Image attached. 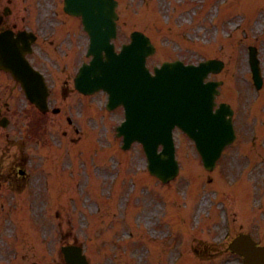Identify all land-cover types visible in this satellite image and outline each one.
Here are the masks:
<instances>
[{
	"label": "rangeland",
	"instance_id": "rangeland-1",
	"mask_svg": "<svg viewBox=\"0 0 264 264\" xmlns=\"http://www.w3.org/2000/svg\"><path fill=\"white\" fill-rule=\"evenodd\" d=\"M40 2L48 8L49 17L50 12L58 6V0H40ZM25 4L24 0H13L12 19L18 20L19 26H23L27 22L22 21V16L25 15L32 28H39L40 24L33 20L34 16L25 12ZM261 4L262 2H257V0H119L120 40H126L129 30L133 28L148 32L158 46L157 52L149 59V63H156L163 58L173 56L186 62H195L204 57H217L223 60L222 69L209 77L223 80L218 99L229 101L235 107L234 120L237 137L231 145L224 149L214 170L206 171L202 167L205 176L196 181L195 189L183 178L186 175L184 164L188 159L201 164L192 142L178 132L176 144L180 154L179 158L184 163L181 164L184 168L183 174L171 184L164 185L143 170L145 159L140 146L134 145L126 151L119 149L120 140L115 136L113 124L121 118L120 109L113 112L106 111L103 108L104 94L97 93L93 98L98 105L96 122L98 130L95 132V137L96 143L106 149L105 153H109L104 160L106 165H101V159L99 161L96 159L98 163L92 167L94 172L91 171L92 169L89 170L90 182L86 181V173L80 167L81 183L82 179H85L86 184L90 183V187L80 184L75 188L76 192L80 191V198L68 197L65 200V207L60 208L53 206L58 200L57 197H53L49 199L48 211L40 210L38 205L40 200L44 199V190L48 188L51 194L48 181L51 182L53 178L51 174L48 175L41 170L47 158L46 153L40 156L41 149L46 150L44 142L42 144L30 140L31 143L25 146L27 151L33 155L27 166L31 188L27 190L26 199L32 207L30 220L35 221L34 217H41L43 213L48 217L45 225L38 221L34 223V226L40 227L39 232L42 235L40 239L42 243L44 241V245L32 246L31 250L26 253L23 252L24 249H20L19 245H17L18 251L11 246L8 253L0 255L1 263L55 264L57 258L59 259L60 245L72 241L75 235H79L78 229L86 222L84 214L87 215L88 207L95 210V204L101 205V211H103L106 205H111V200L104 198L94 201L99 192L98 182L102 183L101 188L103 187L105 193L112 191V195H119L117 200L123 199L122 205L125 206L126 212L132 215L131 223L135 241H129L127 243L129 249H125L119 257L118 255L110 256L95 264H169L167 253L172 250L175 254L176 245L182 241L183 244L177 248L176 255L181 254V257L176 264H239L240 259L226 251V244L230 238L224 237V233L233 236L239 232H250L258 242L264 243V153L260 155L261 150L259 155L255 153L253 140L255 139L253 138L254 129L264 135V86L256 89L253 85L246 53L248 44L257 45L264 77V13L262 14L261 9L258 8ZM2 5L3 3L0 4ZM79 31L82 33L80 29ZM254 105L257 106L256 111H253ZM91 109L95 108L87 106L86 112ZM52 118L53 116L50 115L49 120L52 125L55 127L60 125L58 120ZM90 123L93 125L94 120L91 119ZM260 123L263 125L259 126ZM75 124L73 121L72 126H68L62 122L60 128H67L68 135H74L71 128ZM27 132L34 134L33 129H28ZM88 132L90 133V130ZM15 134L17 135V132ZM92 143L93 138H86L85 145L89 149L84 151L85 158L88 157L90 151L93 152L92 155L98 153ZM242 144L246 146L244 149L241 147ZM64 146L55 148L61 153H66L68 146ZM243 153L246 154L242 156ZM239 154L242 158L238 157ZM73 162L74 159L71 158L64 161L66 173L64 180L66 183L69 182L68 186H70V191L66 189L67 192L64 193L65 198L72 195L71 191L76 180V173H74L75 176L72 175L68 167L69 163ZM0 164L1 168L2 162ZM51 173L55 174V171L51 170ZM188 174V177L193 180L194 169L190 168ZM58 177L62 178L61 175ZM92 177L97 179L95 183H91ZM112 178L116 180L110 184ZM153 183L161 195L153 192ZM139 184H143L140 189ZM5 185L3 183L0 187L4 188ZM254 185L256 188L261 186L256 193H254ZM89 189L92 190L87 196L86 191ZM163 190L166 192H162ZM195 191L196 194H194ZM177 192H182L184 199L189 197L190 203L194 198V205L192 215L188 218L189 221H185L188 223L185 225L182 222V225H179L181 235L174 233L173 240L169 241L168 236H164L166 232L162 226L163 214L168 205L164 203V200L169 201V196L178 195ZM205 193L214 204L210 208L211 201H207L200 214H197L194 209L199 206L200 195ZM52 194L55 195L54 192ZM11 200L15 202L14 194L0 193V224L13 210L10 206ZM17 200L20 201L16 199V202ZM219 200H223V203ZM72 204L77 205V209L73 210ZM116 205H119L118 201ZM141 207H144L143 211H145L142 215H138ZM156 208L161 210L160 213H153ZM53 209L58 210L53 211ZM184 213H187L186 209ZM44 214L43 216L46 217ZM147 214L149 216L145 220ZM105 218H107V225L112 222V217L105 214L101 221L103 226L106 225ZM17 219L20 220L19 217ZM152 222L158 224L155 228L161 240L146 241V246L150 250L146 256L143 250H134L133 245L140 244L138 242L140 237L137 233L143 225ZM152 228V225H148V229ZM160 230L162 232H159ZM174 231L172 226L170 235H173ZM86 235L87 233L84 232L82 238ZM87 243L92 245L90 241ZM44 250L48 255L45 256ZM105 250L107 251V248ZM94 251L98 253L97 248ZM108 253L111 251L109 250Z\"/></svg>",
	"mask_w": 264,
	"mask_h": 264
}]
</instances>
